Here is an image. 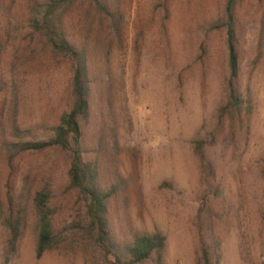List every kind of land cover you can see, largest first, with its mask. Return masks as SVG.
Here are the masks:
<instances>
[{"label":"rangeland","instance_id":"obj_1","mask_svg":"<svg viewBox=\"0 0 264 264\" xmlns=\"http://www.w3.org/2000/svg\"><path fill=\"white\" fill-rule=\"evenodd\" d=\"M43 1L1 0L7 26L0 34V78L9 92L0 97V142L13 125L51 123L68 96L69 63L32 36L29 17ZM112 1L123 17L122 39L108 30L99 36L94 66L102 108L89 120L87 155L98 158L104 182L120 183L111 203L115 230H161L168 239L165 264H198L200 234L206 243L219 241L220 264H264V0L236 3L244 103L234 130L219 127L205 149L214 166L209 184L192 141L217 126L216 108L227 101L228 51L219 25L227 0ZM79 18L73 14L70 23L83 32ZM12 166L10 176L0 155V264H107L70 233L36 258L33 193L44 185L52 190L59 232L83 204L75 192L62 191L68 164L60 152L24 153ZM8 177L12 187L27 177L14 247L3 225Z\"/></svg>","mask_w":264,"mask_h":264},{"label":"trees","instance_id":"obj_2","mask_svg":"<svg viewBox=\"0 0 264 264\" xmlns=\"http://www.w3.org/2000/svg\"><path fill=\"white\" fill-rule=\"evenodd\" d=\"M236 3L237 0H227L225 19L219 24L225 31L228 51L229 73L224 84L227 101L216 108L217 126L205 134H199L192 141L205 184H209L214 175V166L205 149L214 143L218 132H222L219 127L227 129V133L234 130L235 112L244 103L237 88L240 75V33L235 16ZM112 4V0H44L37 14L29 17L32 36L39 37L53 58L65 60L70 65L68 96L62 111L51 123H39L25 128L13 125L10 129L11 137L0 142V155L5 159L11 176L13 160L21 154L47 150L60 152L68 164L62 191L65 194L75 192L77 202L83 204L82 214L68 222L63 231L59 232L53 224L52 190L44 185L33 193L32 203L38 231L36 258H41L46 251L57 245L60 236L70 233L76 235L78 241H86L99 251L107 264H165L168 239L161 230H136L129 234L115 230L111 203L120 183L104 182L101 177L103 168L98 158L90 159L87 155L92 140L88 134L89 120L93 112L102 108L103 97L94 66L99 36L108 30L115 40L122 39L123 17ZM1 7L0 0V34L7 26ZM77 13L81 17L77 22L82 23L83 32L70 23L72 15ZM7 86L0 78V97L8 94ZM245 103L250 106L251 98ZM99 146H103L101 141ZM21 178L23 181H19L17 187L11 186L12 177L6 178L9 190L5 206L8 215L3 225L8 230V242L13 247L21 235L22 211L19 199L27 177ZM12 188L18 190L15 197L11 193ZM197 262L221 263L220 243L217 239L212 238L210 243H206L200 234Z\"/></svg>","mask_w":264,"mask_h":264}]
</instances>
